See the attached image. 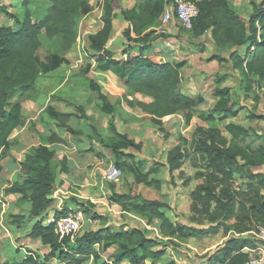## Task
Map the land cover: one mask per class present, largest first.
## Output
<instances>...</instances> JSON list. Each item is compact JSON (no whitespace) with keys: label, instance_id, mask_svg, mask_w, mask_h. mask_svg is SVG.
Wrapping results in <instances>:
<instances>
[{"label":"trees","instance_id":"trees-1","mask_svg":"<svg viewBox=\"0 0 264 264\" xmlns=\"http://www.w3.org/2000/svg\"><path fill=\"white\" fill-rule=\"evenodd\" d=\"M45 12L41 17L33 18L29 8L31 0H20V9L9 12L0 6L2 12L12 23L0 25V153L11 144L10 136L22 125L23 107L20 102H9L13 91L29 92L35 88L40 69L36 54L40 39L51 40L58 51L65 52L71 48L78 37L79 20L85 0H47ZM102 0L99 31L88 35V44L95 53L91 59L97 63V70L110 71L123 80L125 87L133 94L147 97L149 100H130L125 103L133 109H139L150 119H161L177 113H183L184 122L190 125L194 116L206 127L197 125L189 136L188 151L175 147L169 154L167 167L170 172L179 167L184 157H190L196 171L193 177L200 180L189 193L191 203L188 220L196 226L175 222L167 214L168 204L155 199H146L139 194L113 192L110 200L118 204L120 211L132 213L146 220L151 225L158 221V236H150L149 230L136 226L125 227L103 225L97 230L83 232L73 242L68 238L59 240L51 224L43 223L47 210L54 201L56 174L52 163V153L45 145H62L65 140L55 132L42 136V143L24 154L16 161L20 179L13 180L5 189L6 194L18 195L17 200L30 204L26 214H15L11 225L37 219L27 237L39 239L48 248L45 259L57 257L68 263L80 264L92 258L97 261L107 250L111 252L107 260L111 264H176L174 260L164 262L167 239L176 245L189 238L215 236L221 233L227 237L222 245L204 258L205 264H245L249 254L245 248L255 247L258 241L255 233L264 227V144L251 147L240 142L256 134L254 129L235 123H227L221 129L216 123L238 115V103L233 100L230 90L223 85L226 75L216 73L212 97L215 102L207 112L195 110L196 101L185 95L180 89L183 82L181 73L185 61L155 62L148 56V49L158 38L170 35L156 32L158 19L173 0H143L138 6L121 8L118 13L126 23L122 36L126 46L119 59L107 48V40L112 31V21L116 17L114 2ZM197 7V14L188 30L191 38H199L206 33L215 48L209 60L219 64L231 63L233 70L245 78L243 91L251 90V79L264 82V0H250L247 20L242 19L234 10L229 0H185ZM244 47L241 55L238 48ZM228 52L225 58L221 52ZM89 88L101 100L99 110L114 117L116 107L92 79ZM246 95V94H245ZM76 113L61 112L53 106H46L48 117L55 121L57 127L78 135L80 131L72 128L68 122L72 116L88 119L83 106H74ZM248 119H264L263 115L251 112ZM96 141L109 150L115 160L114 168L121 174L128 175L134 184H144L156 190L161 188L159 178L150 177L157 169L153 166L146 172L133 174L127 168V160L135 156L128 149H141V142H136L127 134L120 132L113 120L107 124L111 134L103 138L95 128ZM63 173L67 167L61 168ZM131 188V187H129ZM75 207L89 213L90 202L75 200ZM55 211L54 217L66 214L70 209ZM93 219L100 216L91 214ZM100 245V250L95 248ZM44 258L25 254L20 260L11 264H44Z\"/></svg>","mask_w":264,"mask_h":264},{"label":"rangeland","instance_id":"rangeland-1","mask_svg":"<svg viewBox=\"0 0 264 264\" xmlns=\"http://www.w3.org/2000/svg\"><path fill=\"white\" fill-rule=\"evenodd\" d=\"M85 1L86 4L79 20L76 42L69 50L61 52L55 48L51 40L42 37L36 54L40 73L36 79L35 88L25 93L16 90L10 96L9 102L18 101L23 107V123L11 134L10 147L0 153V258L3 264H8L4 261L5 258H8L9 262L12 263L24 257L22 251H16L14 246L19 247L21 242H18V240L25 236L22 231L28 230L29 232L33 223L37 220L36 218H27L26 222L20 223L15 218L14 220L17 223L11 225V220L15 214L27 213L26 208H29V203H20L17 200V195L10 196L4 192V189L11 181L20 179L16 161L21 160L24 154L28 153L32 148L40 145L42 136H47L52 132L62 136L65 144L45 145L52 153L56 182L53 193L54 201L48 208L47 217L43 223L47 224V219L54 217L55 211L64 212L62 211L64 208L70 209L69 211H71V208L74 209L75 200L88 201L93 204V207H89V213L86 214L90 216L91 222L85 225L77 236L86 231L97 230L103 225L117 227L121 224L125 227L146 228L149 230L150 236H158L157 220H154L151 225H147L145 219L132 213L121 212L119 205L110 200L112 191L126 193L131 189L132 194H139L143 198L155 199L168 204L169 208L166 210V214L175 222L198 226L188 220L191 214L189 193L200 183L199 179L193 177L196 168L193 166L190 157H184L179 167L170 172L167 167V161L169 154L175 147L179 151H188L191 156L189 136L195 126L206 127L207 124L194 116L190 125H186L183 113H177L161 119H150L139 109L130 108L125 103V98L130 100L149 99L133 94L125 87L123 80L107 75L104 73L106 71H97V63L91 59L92 54L95 53L89 47L88 35L99 31L102 27V22L100 21L102 0ZM142 1L118 0L114 2L116 17L113 20L114 25L112 21V29L114 28V30H112L113 32L111 31L108 37L107 48L114 50L118 54L125 48L126 41L122 36L124 23L118 11L121 8L138 6ZM249 2L250 0L230 1L231 7H235L237 14L244 20H247L250 14L248 10ZM47 4V0H31L29 8L33 18L41 17ZM0 6H4L9 12H18L20 0H0ZM174 18L175 20L172 21ZM172 19L164 26L158 21L156 32L168 34L176 38L178 42H183V38L189 42L197 41L196 38L189 36L188 30L180 25L175 16ZM2 24L12 25L11 21L0 12V25ZM169 27L173 28L171 33L165 31ZM158 43L161 44L160 41ZM221 53L228 55L226 51ZM195 67L196 64L193 63L192 66L189 65L183 71L187 77L183 86L184 89L194 91L195 110L198 114L207 112L214 104V99L211 95L214 88V76L209 77L208 72H206V75L200 79L196 78L194 77L196 74L194 73ZM219 70L226 75L223 85L229 88L233 100L238 103V107L242 108L239 109L235 118H228L216 123V125L222 129L225 124L231 122L250 127L254 129L256 134L241 139L240 142L251 147L264 144V119L251 120L247 118L250 111L264 116V82L257 81L255 77H252L251 90L245 93L243 87L248 83L244 77L233 69L230 71L229 65L226 63L221 64ZM96 72L98 75H95ZM183 73L182 75H184ZM90 79L101 86L109 102L115 105L116 112L112 119L110 115L103 114L99 110L101 100L89 88ZM48 105L53 106L57 111L71 113H76L74 106H83L88 119L72 116L68 122L72 128L79 130L80 134L73 135L61 127H57L55 121L51 120L45 111ZM124 105L128 108L127 111L124 109ZM110 120L115 122L120 132L126 129L129 132L135 133L136 131V133H139L141 149H128L129 152L134 154L135 159L127 160V168L133 174L138 175L154 166L157 171L151 174L150 177L161 180L160 190L145 186L142 183L134 184L130 176L123 175L119 171L115 177L106 178V172L110 167L114 166L115 160L109 150H106L96 141H90V137L96 139V134L92 128H95L106 139L111 137L107 130V124ZM68 151H74L76 163L78 165L82 164V167H84V169L79 170L74 175V181L77 182H72V177L69 178L67 176L66 179L61 177L63 175L61 168L65 166L66 153ZM78 176L81 178L79 179ZM66 181L70 183L62 189ZM93 213H97L100 217L93 219L91 217ZM16 235L19 238H15ZM164 240L163 242L167 243V245L166 255L162 260L164 262L174 260L177 264H200L206 254L204 251L206 249L213 251L223 241L221 233L215 236L189 238L181 242L175 241L176 245H172L167 239ZM95 248L100 250L101 246L96 245ZM31 251L35 253L34 249ZM106 253H110V250H107ZM46 254L42 257L38 256L43 259ZM105 254L103 253L104 257ZM43 262L44 264H52V260L49 261L45 258ZM102 262L104 264L105 261L101 257L96 262L90 258L80 264H102Z\"/></svg>","mask_w":264,"mask_h":264},{"label":"crops","instance_id":"crops-1","mask_svg":"<svg viewBox=\"0 0 264 264\" xmlns=\"http://www.w3.org/2000/svg\"><path fill=\"white\" fill-rule=\"evenodd\" d=\"M230 1H229V3H230ZM230 5H231V3H230ZM129 8H131V7H129ZM233 9L236 10L235 7H233ZM173 20H175V18L172 19V21ZM122 22L124 23L123 27L125 28L126 23L124 22V20ZM174 23H176V22H174ZM113 25H114V21H113ZM112 30H114V28ZM165 31L168 33H171L173 31V28H171V27L166 28ZM183 40H184L183 42H178L177 39L172 37V36H169L166 39L158 38L149 47L148 56L151 59H153V61H155V62H159V61H185V65L181 69L182 73H183V71H185L189 67V65L192 66V64L195 63L196 67L194 68V73H196V74L194 75V77L199 78V79L201 77H203L204 75H206V72H208L209 77H211V76L215 77L216 73H220L219 69H220L221 64H219L216 60L207 61L213 54H216L215 48L213 46V43H212V40L210 37V33H206V34L202 35L201 37L197 38V41H195V42H189V41L185 40L184 38H183ZM159 41L161 42V44L158 43ZM244 49H245L244 47H240V48H238V52L242 55L243 54L242 51ZM110 50L113 52L114 58L119 59L121 57V53L118 54L117 52H114V50H112V49H110ZM121 52H122V50H121ZM223 56L225 58H228V55L223 54ZM222 64H224V63H222ZM226 64L229 65V69L231 71V69H232L231 63H226ZM98 72H101V71L99 70ZM102 72H104V71H102ZM104 73H106L107 75H112L113 77L117 78L110 71H106ZM95 75H98V73L96 72ZM186 78L187 77L184 74L183 75V82L180 85V89H181L182 93H184L185 95H188V96L194 98V91L192 92L189 89H184L183 83H184V81H186ZM213 99L215 102L214 97H213ZM123 107L127 111L128 108L125 105ZM233 118H235V117H233ZM122 133L127 134L129 138L134 139L136 142H140L138 132L136 133V131H135V133H133V132H129L125 129V130H123ZM102 137H103V135H102ZM73 153H74V151H68L66 153L65 167H67V172L63 173V175L61 177H64L65 179L67 176L69 178L72 177V182H77V181H74L75 180L74 175L76 172H79V170L84 169V167H82V164L78 165L76 163V160H75ZM96 161H98V160H96ZM80 176H78L79 179L81 178ZM68 183H70V182H67V181L64 182L62 189H64L65 186L67 187ZM9 195L11 196L14 194H9ZM17 197H18V195H17ZM29 207H30V204H29ZM28 209L29 208H26V210H28ZM24 231H22V233L25 235V236H23L24 238H21L18 240V242H21L19 247L14 246V249L16 251L21 250L24 255L31 253L33 256L39 255L41 257L44 254L48 253L47 252L48 248L46 246L42 245V243L39 239H31V238L27 237L26 235L28 233V230L27 231L24 230ZM15 238H19V236L16 235ZM221 238L223 239V241H225L227 237L221 236ZM255 239L257 240L256 237H255ZM223 241H222V243H223ZM222 243L219 244L217 247L221 246ZM33 247H35L37 249H35ZM217 247L213 251L206 249L204 252H208V254H211L212 252H214L217 249ZM30 249L31 250L34 249L35 253L32 252ZM248 249L249 248H245L246 251ZM110 252H111V250H110ZM108 254L109 253H106L105 257L103 256V254L100 256V258L102 257V259H104V261H105L104 264H111L110 261L107 260ZM48 260L49 261L52 260V262H51L52 264H73V263H68L66 259H65L66 261H64V260H61L55 256L49 258ZM4 261H6L8 264H11L9 262L8 258H5ZM204 261H205V258H203L201 260L200 264H205ZM0 264H3L1 258H0ZM102 264H103V262H102ZM146 264H157V263L152 262V261H147Z\"/></svg>","mask_w":264,"mask_h":264},{"label":"built area","instance_id":"built-area-1","mask_svg":"<svg viewBox=\"0 0 264 264\" xmlns=\"http://www.w3.org/2000/svg\"><path fill=\"white\" fill-rule=\"evenodd\" d=\"M171 6L166 8L160 15L158 21H160L161 25L168 24L175 16L183 28L190 30L192 20L197 14V7L185 0H173ZM117 173L118 170L112 166L107 170L106 178H113ZM46 222L52 225L53 232L58 236L59 240L68 238L69 241L73 242L78 232L91 222V218L80 210L72 209L65 215L52 217L47 219ZM255 237L258 243L255 247L247 250L249 257L245 264H264V227L258 229Z\"/></svg>","mask_w":264,"mask_h":264}]
</instances>
